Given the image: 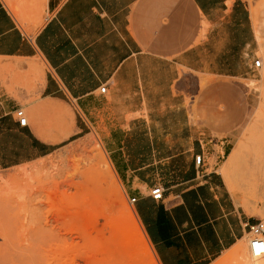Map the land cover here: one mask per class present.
Listing matches in <instances>:
<instances>
[{"label":"crops","instance_id":"crops-1","mask_svg":"<svg viewBox=\"0 0 264 264\" xmlns=\"http://www.w3.org/2000/svg\"><path fill=\"white\" fill-rule=\"evenodd\" d=\"M9 2L11 9L0 0V62L39 57L46 66L31 114L71 108L76 135L91 127L114 128L104 135L106 149L102 145L130 200L136 199L134 210L157 263L215 264L247 241L250 227L263 220L264 200L245 199L256 189L244 186L236 172L242 142L232 146L255 105L231 99L244 92V82L264 78V0ZM26 16L39 19L32 36L18 20ZM198 76L219 80L206 93L218 94L231 112L222 119L221 125L230 128L222 140L207 141L186 108L185 96L196 94ZM15 112L12 107L0 114L1 169L44 159L56 150L55 143L66 140L44 138L30 124L22 127ZM138 113L139 118L127 119ZM258 115H264L260 108L246 134L264 124ZM125 127L148 132L129 134ZM118 142L172 144L171 153L159 156L173 168L162 174V184L154 185L145 172L154 164L132 168L126 158H135L134 152L127 156L115 146ZM197 156H202L200 166ZM225 156L220 168L210 170L212 157ZM180 160L188 161L185 171L179 169ZM157 186L165 192L161 201L151 196Z\"/></svg>","mask_w":264,"mask_h":264},{"label":"rangeland","instance_id":"rangeland-1","mask_svg":"<svg viewBox=\"0 0 264 264\" xmlns=\"http://www.w3.org/2000/svg\"><path fill=\"white\" fill-rule=\"evenodd\" d=\"M4 1L11 9L9 0ZM30 17L18 20L24 32L32 36L40 23L39 19L34 22ZM15 60L0 62V94L6 101L4 109L0 106V114L12 107L22 109L34 132L44 134V138L66 140L55 143L56 150L44 159L10 169L0 168V264H158L151 246L146 250L135 243L131 250L126 231L122 229V214L129 210L136 221L138 218L120 177L111 178L106 172L104 159L110 163V154L106 150L108 158L103 148L104 145L106 149L104 135L114 128L91 127L76 135V115L70 107L73 112L47 109L39 117L31 114V105L40 98L46 66L39 57L11 63ZM262 61L264 67V57ZM216 81L219 80L198 76L196 94L185 96L190 117L196 120L198 133L207 141L224 139L230 129L225 125L228 123L221 124L231 112L226 110L218 94L206 93ZM244 84L246 89L237 96L239 100L232 96L231 100L235 103L246 100L254 103L255 110L260 108L264 112V78L261 82ZM255 110L241 127L240 134L236 133L238 138L232 148L242 142V157L236 172L244 186H255L254 195L247 194L245 199L259 203L264 200L261 196L264 191L257 190L264 187V124L253 135L245 131ZM142 115L146 116V112ZM140 116V113L129 115L127 119ZM258 117L264 121V115ZM4 128L8 129L6 125ZM124 130L129 134L148 132L145 127ZM115 146L123 148L127 156L134 152L135 158H126L132 168L154 164L145 170L155 179L154 185L162 184V174L173 168L168 165L169 160L159 156L171 153L172 144L118 142ZM226 159L227 156L219 160L212 157L210 170L215 166L220 168ZM178 166L185 171L188 161L180 160ZM237 250L240 255L235 253ZM254 259L244 240L215 264H247L248 261L256 264ZM260 259L264 263V257Z\"/></svg>","mask_w":264,"mask_h":264},{"label":"built area","instance_id":"built-area-1","mask_svg":"<svg viewBox=\"0 0 264 264\" xmlns=\"http://www.w3.org/2000/svg\"><path fill=\"white\" fill-rule=\"evenodd\" d=\"M255 66L257 68L261 67V60H257L255 62ZM107 87L104 86L101 88V93H106ZM16 117L19 120V123L22 127H28L29 121L28 118L26 117L24 111L22 109H17L16 112ZM196 164L201 165L202 162V156H197L196 159ZM164 190L162 187L157 186L153 188L151 191V196L155 201H161L164 197ZM131 204L133 205L136 202V199L130 200ZM248 250L250 255L253 258H263L264 257V219L260 220L258 223L252 225L249 229V235H248Z\"/></svg>","mask_w":264,"mask_h":264},{"label":"bare ground","instance_id":"bare-ground-1","mask_svg":"<svg viewBox=\"0 0 264 264\" xmlns=\"http://www.w3.org/2000/svg\"><path fill=\"white\" fill-rule=\"evenodd\" d=\"M104 162H105L106 168H107L106 169L107 175H109L111 178H116V172H115L112 164L109 163L108 161H106V159H104ZM118 182L120 184L119 180H118ZM122 223H123L122 224V229L124 231H126L125 236L127 238L128 246H130L131 250H134L133 248L135 247V243H137V244H139L141 246H144L146 248V250L150 249V244L148 243L149 241L146 238V235H145V233H144V231L142 229V226L140 225L139 221H136L134 219V215H133V213L131 211L128 210L126 213L122 214ZM239 251L240 250H237L235 253L237 254ZM231 256H233V255H231ZM227 258H229V257H227ZM255 259H256L255 262H257L256 264H264L263 261L260 258H255ZM247 264H254V262H249L248 261Z\"/></svg>","mask_w":264,"mask_h":264}]
</instances>
